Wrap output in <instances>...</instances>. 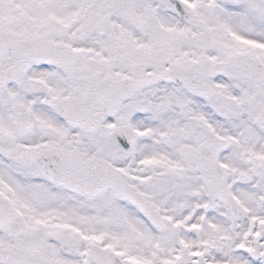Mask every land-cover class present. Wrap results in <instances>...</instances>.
<instances>
[{
	"label": "snow or ice",
	"instance_id": "snow-or-ice-1",
	"mask_svg": "<svg viewBox=\"0 0 264 264\" xmlns=\"http://www.w3.org/2000/svg\"><path fill=\"white\" fill-rule=\"evenodd\" d=\"M0 264H264V0H0Z\"/></svg>",
	"mask_w": 264,
	"mask_h": 264
}]
</instances>
